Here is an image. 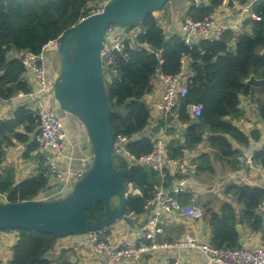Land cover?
Segmentation results:
<instances>
[{
	"label": "trees",
	"instance_id": "16d2710c",
	"mask_svg": "<svg viewBox=\"0 0 264 264\" xmlns=\"http://www.w3.org/2000/svg\"><path fill=\"white\" fill-rule=\"evenodd\" d=\"M90 1L0 0L1 99L9 100L19 92L29 93L33 90L24 78L26 67L21 57L10 58L9 52L29 50L40 53L46 43L89 15ZM239 1L246 3L249 0ZM223 2L211 0L203 6L201 2L192 3L187 15L203 19L222 6ZM253 8L261 19H248L246 23L251 28L248 32L236 36L234 32L227 31L222 40H202L193 47L186 45L181 34L167 36L157 10L147 14L144 20L129 25H139L140 32L136 36L135 46L127 43L129 58L119 56V77L107 81V94L115 133L132 137L128 148L134 156L139 158L154 146L153 138L144 130L150 117L145 96L152 92L156 74L179 72L181 58L187 53L192 57L196 75L179 108V120L186 125V141L171 138L168 154L181 160L186 151L207 141L217 150L216 160L232 162L233 168H236L240 149L234 146V142L248 147L252 140L260 138L258 130L247 134L234 124V120L244 116L242 96L257 103L259 116L264 120V87H255L246 82L252 74L258 78L264 77V0L256 2ZM26 99L14 110L11 118H0V192L8 194L9 201L40 199L50 181L43 159L38 162V173L22 181L16 180L15 167L3 166L6 148L16 142L27 144V155L38 149V144L32 140L38 123L28 96ZM194 103L202 106L199 116H193L188 107ZM254 161L264 169V146L254 152ZM114 163L125 171L127 183L142 192L129 193L126 213L133 210L143 212L146 199L153 195L155 185L162 178L154 169L138 162L114 157ZM193 164L197 172L214 171L212 157L208 153L194 158ZM168 178L175 177L169 175ZM225 193L232 195L242 208L238 210L234 202L221 200L218 209H215L211 200L205 201L203 196L195 198L191 191L179 192L176 197L183 204L197 200L204 207V216L212 228V242L220 248L242 246L238 224L261 232L264 238V214L258 210L264 199V187L231 182L227 184ZM104 208L105 203L101 201L87 209L88 221H94L96 213ZM18 230L20 236L13 247L9 264H73L68 258L55 261L47 256L59 237L42 231Z\"/></svg>",
	"mask_w": 264,
	"mask_h": 264
},
{
	"label": "built area",
	"instance_id": "2783aa9c",
	"mask_svg": "<svg viewBox=\"0 0 264 264\" xmlns=\"http://www.w3.org/2000/svg\"><path fill=\"white\" fill-rule=\"evenodd\" d=\"M110 1L103 0L89 14L103 10ZM258 1L249 0L242 3L238 0L235 2L236 7L234 8L229 5V0H224L222 6L203 19H194L186 15L180 34L186 45L193 47L202 40L211 42L222 40L227 31L234 32L236 36L246 33L250 29V25L246 23L248 19H261L253 8ZM117 28L119 27L116 25L108 27L102 49L106 83L115 77H119V56L123 55L126 59L129 58L126 50L127 43L130 42L132 46H135L136 36L140 32L139 26L134 29L133 27L129 28L125 32L118 31ZM57 55L58 38L46 43L40 53L29 50L23 51L20 57L26 67L24 78L30 84L33 83L34 86L29 93H18L20 96H28V101L34 110V116L38 123V128L32 135V140L38 144V149L33 151V154L39 150L41 152L49 150L54 154L53 157L45 154L42 159L44 166L48 169L47 174L50 183L52 181L55 184L63 183L66 180L67 172L58 165L56 157L63 154L67 133L63 119L55 108L47 106L44 97L51 95V99L57 101L54 95V82L58 73L53 77L48 76V66L52 67ZM195 75L196 70L192 65V57L185 53L181 58L179 72L176 74L161 73L160 78H157L161 83L162 93L159 98L146 102L150 112L149 124L153 122L155 124L152 126L159 128L149 134L154 142L150 152L137 158L128 148L132 137L122 133L116 134L113 149L114 157L134 160L133 162L148 166L154 169L162 180L155 185L153 195L146 199L143 212L138 213L133 210L121 218L127 221H140L136 239H126L115 244L109 238L108 227L83 234L86 244L92 246L96 253L105 255V259L98 264H119L123 260H138L148 252L170 249L199 250L214 264H264V244L253 247L242 245L240 247L220 248L212 241H204L192 233H186L174 242L161 239L165 232L164 218L167 214H183L197 219L204 216L202 207L193 205L191 202L183 204L176 197L179 192L189 191L186 188V180H181L173 189H168L165 185L166 170L180 163V160L171 158L168 154V144L171 139L169 128L177 127L179 135L176 138L181 139L182 142L186 141L184 127L179 120V108L189 92L190 84ZM188 107L193 116H199L202 112L201 104L194 103ZM238 161L247 167L261 171L259 165L254 161V153L243 151L238 156ZM87 170L82 168L72 174L78 180L84 176ZM64 191L65 188L63 187L58 192ZM132 191L142 194L140 189H134V187ZM7 201H9L8 194L0 192V202ZM258 210L264 214V199L260 202ZM0 264L9 263L0 258ZM169 264L183 263L177 258Z\"/></svg>",
	"mask_w": 264,
	"mask_h": 264
},
{
	"label": "crops",
	"instance_id": "0c3cea01",
	"mask_svg": "<svg viewBox=\"0 0 264 264\" xmlns=\"http://www.w3.org/2000/svg\"><path fill=\"white\" fill-rule=\"evenodd\" d=\"M199 3L200 0H197ZM236 2V0H234ZM206 3V2H205ZM192 5L191 0H170L165 7L156 11L159 17L160 24L165 29L167 36L171 37L175 34H180L182 24L187 15L188 8ZM251 29V28H250ZM118 31H123L122 28H117ZM22 52L11 50L9 57H18ZM57 73L56 60L52 67L48 66V76L53 77ZM33 88L34 84L31 83ZM162 93V86L159 80H155L154 88L150 94L145 96V101L159 98ZM47 106L57 110L60 117L63 119L66 127L67 138L62 156H57L56 161L62 170L67 172L66 180L63 183L49 181V186L42 192L43 200H52L60 198L68 194L77 178L74 174L76 171L84 168L88 169L93 163V148L86 127L81 120L74 114L60 108L57 101L51 99V95H45ZM27 99L25 96L17 95L9 100L0 98V118H11L14 110L23 104ZM241 108L244 111V116L234 120L239 128L247 134L252 130H258L260 138L252 140L248 147L241 146L234 142V146L240 149V155L243 151L254 153L264 146V120L259 116L257 103L253 102L249 97L242 96ZM150 123L145 128L144 133L149 135L152 131H157L159 128L152 126ZM185 128L186 125L183 124ZM171 131V132H170ZM171 138H176L179 135L178 128H169ZM202 153H208L212 157L214 171L197 172L193 164V159ZM35 154V153H34ZM34 154L27 155V144L16 142L14 145L6 148V154L3 166H13L16 169V180L23 179L35 175L39 171V165ZM217 150L213 149L207 141L200 143L195 149L185 152V156L180 160L179 165L168 168L167 179L165 185L168 189L176 187L181 180H186V188L193 192L195 198L203 196L204 200H211V205L218 209V204L221 200H230L234 202L238 210L242 208L237 204L232 195H227L225 189L227 184L247 183L253 186L264 187V169L261 171L252 169L239 163L236 168H233L232 162L226 160H216ZM71 172V174H69ZM218 174L217 181H206L207 175ZM175 178L169 179L168 176ZM65 188L64 192H58L61 188ZM58 192V193H57ZM193 205L204 207L197 201L191 202ZM165 232L161 236L162 240L174 242L179 237L186 233H192L204 241H212V228L206 216L202 218H192L183 214L169 213L164 218ZM242 226V245L256 246L264 244V238L261 232L253 231L249 226ZM140 226L139 220L119 219L112 225L108 226V235L113 243L119 244L126 239H136ZM20 236L18 229L0 230V258L10 263L13 257V247L17 243ZM47 256L55 261L61 258H68L73 264H98L105 259L104 254H98L93 247L84 242L83 234H73L59 237L54 245L47 252ZM179 258L183 264H214L211 263L206 255L199 250L192 249H170L148 252L138 260H123L119 264H169L173 260Z\"/></svg>",
	"mask_w": 264,
	"mask_h": 264
},
{
	"label": "water",
	"instance_id": "95a60500",
	"mask_svg": "<svg viewBox=\"0 0 264 264\" xmlns=\"http://www.w3.org/2000/svg\"><path fill=\"white\" fill-rule=\"evenodd\" d=\"M169 1L111 0L103 10L87 15L58 37L60 71L54 82V95L60 108L77 116L86 127L93 148V163L65 196L0 202V230L28 229L63 237L108 227L126 215L133 185L127 183L125 171L114 163L116 133L102 49L109 26L127 27L140 22ZM205 4L201 2V6ZM229 5L236 7L234 0H229ZM246 82L264 87V77L258 78L255 74ZM45 154L54 156L49 150H39L34 156L38 161ZM115 196L119 197L118 205L112 203ZM101 201L105 203L104 210L89 222L87 209ZM238 229L241 232L240 224Z\"/></svg>",
	"mask_w": 264,
	"mask_h": 264
},
{
	"label": "rangeland",
	"instance_id": "374dc122",
	"mask_svg": "<svg viewBox=\"0 0 264 264\" xmlns=\"http://www.w3.org/2000/svg\"><path fill=\"white\" fill-rule=\"evenodd\" d=\"M102 1L103 0H91L90 2H89V8L92 10V9H95V8H97L101 3H102ZM192 1V3H196L197 2V0H191ZM202 1H206L207 3H210V1L211 0H200V2H202ZM236 1H238V0H236ZM198 3V2H197ZM137 26H139V25H135V26H133V29L134 28H137ZM119 28H122L123 29V32H125V31H127L131 26H118ZM132 28V27H131ZM250 30V29H249ZM56 71H57V73H59V71H60V63H59V58H58V55H57V57H56ZM219 177V175L218 174H211V175H207V177H206V181H217L218 179H216V178H218ZM72 190V189H71ZM66 195V194H65ZM113 204L114 205H118L119 204V197L118 196H115L114 198H113Z\"/></svg>",
	"mask_w": 264,
	"mask_h": 264
}]
</instances>
